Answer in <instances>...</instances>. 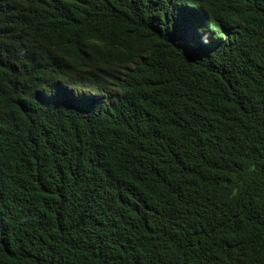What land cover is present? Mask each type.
Returning a JSON list of instances; mask_svg holds the SVG:
<instances>
[{
	"label": "trees",
	"instance_id": "16d2710c",
	"mask_svg": "<svg viewBox=\"0 0 264 264\" xmlns=\"http://www.w3.org/2000/svg\"><path fill=\"white\" fill-rule=\"evenodd\" d=\"M0 264H264V0H0Z\"/></svg>",
	"mask_w": 264,
	"mask_h": 264
}]
</instances>
